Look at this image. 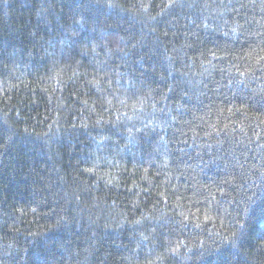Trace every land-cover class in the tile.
Masks as SVG:
<instances>
[{
    "label": "trees",
    "instance_id": "1",
    "mask_svg": "<svg viewBox=\"0 0 264 264\" xmlns=\"http://www.w3.org/2000/svg\"><path fill=\"white\" fill-rule=\"evenodd\" d=\"M0 264H264V0H0Z\"/></svg>",
    "mask_w": 264,
    "mask_h": 264
}]
</instances>
